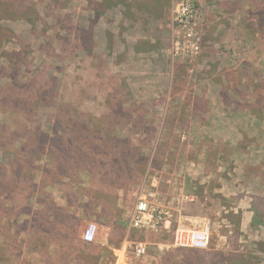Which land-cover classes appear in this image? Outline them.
<instances>
[{"label": "rangeland", "instance_id": "374dc122", "mask_svg": "<svg viewBox=\"0 0 264 264\" xmlns=\"http://www.w3.org/2000/svg\"><path fill=\"white\" fill-rule=\"evenodd\" d=\"M102 1L27 0L32 22H3L16 37L0 47V93L9 86L18 101L43 88L49 104L33 120L14 116L20 121L9 130L13 111L0 97V133L15 134L10 146L3 138L0 163L20 146L16 125L27 121L44 144L53 138L61 150L70 140L68 158L58 151L57 161L72 167L69 177L42 182L44 155L34 181L0 193V264H114L123 248L137 264H192V249L176 247L173 232L204 225L182 221L179 211L213 178L241 185L186 209L212 222L211 247L199 251H231L238 241L241 252L256 250L264 226L254 219L240 237V215L218 210L248 206L245 194L252 203L264 197V0H127L129 15L118 3L98 11ZM85 30L91 51L82 46ZM13 51L24 56L19 75L4 56ZM54 126L57 135H48ZM142 195L170 211L167 228L132 227ZM90 223L99 232L87 244ZM140 242L147 253L136 257L131 246Z\"/></svg>", "mask_w": 264, "mask_h": 264}, {"label": "trees", "instance_id": "16d2710c", "mask_svg": "<svg viewBox=\"0 0 264 264\" xmlns=\"http://www.w3.org/2000/svg\"><path fill=\"white\" fill-rule=\"evenodd\" d=\"M27 0H0V47L6 43L11 42L12 39L16 37L14 32L7 26L3 24L6 20H26L28 22L33 21V13H36L33 6L32 8L26 5ZM127 0H103L102 2H98L96 7H98V11L109 8L108 5H114V3H118L119 5H123L127 8L126 14H130L131 10H133V6L127 4ZM56 2L61 3L62 0H56ZM160 11V7L157 6L154 8L153 15ZM158 15V14H157ZM156 15V16H157ZM84 35L81 37L82 46L85 50L91 51L93 44V34L89 30H85ZM90 41V44L87 41ZM89 44L90 46H88ZM4 56L7 58V61L10 63L16 64L13 67V70H16L19 75L21 71V62L24 58L22 51H13L11 53H4ZM7 68H3L1 75L6 74L5 70ZM53 80L52 78V86L53 89ZM57 82V80H56ZM12 91L9 86L6 87L0 93L1 99H3L4 103H7L10 107L8 109V113L10 110L13 113H10L11 116V125L8 126L9 130L14 129L13 122H19L20 117L27 118L31 117L33 119L35 115V111L40 109L41 106L47 103V100L42 99L43 88L42 91H38L36 95L33 96H22L23 98H19L20 100H16L12 98ZM3 93V94H2ZM3 95V96H2ZM11 95V98L8 96ZM64 99V97H62ZM57 100V99H56ZM15 101L18 103H22L23 106L15 105ZM25 110V112L23 111ZM6 111V110H5ZM7 112V111H6ZM15 114V115H13ZM14 116H20L13 118ZM58 125L61 126L62 120L57 119ZM16 123V124H17ZM58 129L55 126L53 127L52 132L48 135H57ZM16 130L22 132L19 136L21 144L18 148H15L10 152L8 156H6L7 164L0 163V193L5 190L6 186H10L8 191H16L23 184H30L31 181H34V173H35V164L38 163L45 155L49 157V162L46 164L47 169H44L42 172V182L49 183H57L58 177L64 176L69 177V169L72 167L69 163L70 160H67L65 164H61L57 161L58 159V151H65V154L68 158L70 150L68 146H71V142L68 139L67 147L59 150L57 148L56 140L51 139L48 144H44V138L42 134H40L39 128L34 130L31 128V124L27 121H23L21 124L16 125ZM14 131V130H13ZM67 134V133H66ZM10 136H15V134H9L7 136H3L0 133V144L6 142L3 138L8 140ZM46 137V135H45ZM79 140H83V134L79 135ZM5 144L10 146L13 143V140H8ZM67 164V166H66ZM70 166V167H69ZM253 211L255 212V222L259 225L264 226V198H258L254 200ZM258 248L256 250H249L248 252H241L237 248H233L231 251L225 250H217L212 249L209 252H202L199 250H189L190 258L193 260L192 264H264V241L256 244ZM179 264H186V262H180Z\"/></svg>", "mask_w": 264, "mask_h": 264}, {"label": "built area", "instance_id": "2783aa9c", "mask_svg": "<svg viewBox=\"0 0 264 264\" xmlns=\"http://www.w3.org/2000/svg\"><path fill=\"white\" fill-rule=\"evenodd\" d=\"M188 201H194V196H186ZM171 214L167 208L160 209L153 206V202L148 196L142 195L136 205L135 212L131 221L134 229L159 232L167 228L170 223ZM99 232V227L95 223H90L82 234V240L91 244L94 243ZM174 244L179 248H189L194 250H209L211 247V224L206 221L200 228L183 227L178 225L173 232ZM132 253L136 257H142L147 253V244L145 242L135 243ZM114 264H137L133 262L127 254V249L118 251Z\"/></svg>", "mask_w": 264, "mask_h": 264}, {"label": "crops", "instance_id": "0c3cea01", "mask_svg": "<svg viewBox=\"0 0 264 264\" xmlns=\"http://www.w3.org/2000/svg\"><path fill=\"white\" fill-rule=\"evenodd\" d=\"M224 180H226V179L220 178V180L217 181V180H214V178H213L210 181H205V179H204V181H200V185L203 187L204 191L199 196L198 195L194 196V198H195L194 201L186 202L185 206L181 207L179 214H180V217L182 218V221L185 222L186 220L194 219L196 221L201 220L203 223H205L206 221L211 222V220L209 218H207L204 213L200 212V213L190 214L187 212L186 209L191 208V206H193L194 203L200 204V207H204L205 206L204 201L209 202L208 200H210V199L211 200L212 199L220 200L221 198H226V197H230L232 195H235L234 190H237L238 186H240L241 184L238 185L236 182L234 183L233 180L230 181L229 178L227 179V182H225ZM211 182L215 183L216 186H212ZM229 188L230 189L232 188V191H229ZM206 189L207 190L209 189L208 195L205 194ZM245 191H246V188H244V192ZM255 195L260 196L259 194H255ZM186 196H188V195H186ZM253 197L247 196L246 194L244 195V197H243L244 200L247 198H249V200H250V202L248 203V206H244L242 204V201H241V202H239L238 205H236L232 208H227L226 206H221L218 210V212H220V213H228L231 210V211H234L240 215L239 228H238L240 237H242L243 235L246 234V232H244V231L246 229H248V227L252 224V222H254V219H255V212L253 211L254 202L252 203ZM199 199H200V201H199ZM186 225H188L189 227H192L194 225V223L193 224L189 223ZM211 227H212V225H211ZM243 233H245V234H243ZM226 237H224V238H226ZM238 242H237V246L235 248H237L241 251V248L244 246L239 245ZM225 247L227 249H230L229 245L226 242H225Z\"/></svg>", "mask_w": 264, "mask_h": 264}]
</instances>
